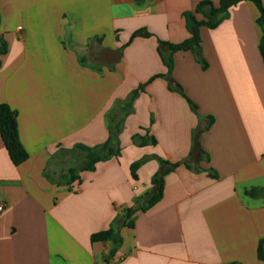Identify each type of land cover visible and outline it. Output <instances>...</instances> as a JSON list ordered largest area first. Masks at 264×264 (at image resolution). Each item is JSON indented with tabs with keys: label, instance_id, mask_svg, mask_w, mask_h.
Segmentation results:
<instances>
[{
	"label": "crops",
	"instance_id": "0c3cea01",
	"mask_svg": "<svg viewBox=\"0 0 264 264\" xmlns=\"http://www.w3.org/2000/svg\"><path fill=\"white\" fill-rule=\"evenodd\" d=\"M203 1L220 4L0 0V104L17 111L29 155L15 166L0 136V264H264V197L245 194L264 187L257 7L240 2L217 28H201L206 70L178 52L172 74L160 76L159 43L187 40L183 15ZM109 50L120 52L117 63L103 58ZM123 118L121 155L69 185L63 157L102 145ZM136 134L157 145H134ZM144 159L135 180L131 165ZM163 170V197L143 211ZM111 228L118 246L92 241Z\"/></svg>",
	"mask_w": 264,
	"mask_h": 264
},
{
	"label": "trees",
	"instance_id": "16d2710c",
	"mask_svg": "<svg viewBox=\"0 0 264 264\" xmlns=\"http://www.w3.org/2000/svg\"><path fill=\"white\" fill-rule=\"evenodd\" d=\"M144 0H137L138 3H141ZM248 1L252 2L257 9L259 10L260 16L257 20L258 25L261 27L263 32L261 43H260V52L264 61V6L263 0H220L219 6H215L211 1H203L197 5L194 11L184 13L183 17L186 22L187 30L190 34V37L179 44H171V43H159V54L167 68L166 75H160L162 77H169L174 70V55L178 52H192L197 62L202 66L203 70L208 68V63L203 57V48H202V39H201V28L207 27L210 29L217 28L224 20L229 17L230 9L240 2ZM197 15H202L204 17L203 20H198ZM140 33H136L133 35V39L136 38ZM2 46H0V55H4L7 53L6 46L3 45V41L0 40ZM166 46L168 50V55L162 51L161 46ZM1 66V61H0ZM158 76V77H160ZM154 79V78H153ZM149 84V83H148ZM142 85L132 94L130 101L127 103L128 106L131 107L132 103L136 100L141 91H144L145 87L148 85ZM129 114V110L127 109V115ZM121 121L115 125L114 129H111V136L109 139L103 143L102 145H98L95 147H88L84 145H78L72 151H68V154L71 152H76L78 150L85 153V163L79 169H69L68 174H64L63 178L70 185L76 179H78L77 175L79 172L83 171H94L96 168V164L102 161L109 160L112 157H118L121 155V143L119 140V135L121 131ZM214 123V118L210 117L207 128L208 130ZM0 136L5 144V147L8 151L10 159L15 166H19L29 158V155L25 148L23 147L20 138H19V130H18V113L13 110L8 104L2 103L0 104ZM133 144L139 147L145 146H155L157 145V141L154 137L149 136L148 134L145 136L136 134L132 137ZM146 160L136 161L131 165V175L132 178L137 180V172L140 167L145 163ZM168 171L163 170L158 173L152 180L154 193L151 194L149 200L146 205L141 207L143 211H146L152 208L155 204H157L163 197L164 193V176ZM245 194L252 198H262L264 197V187H256L249 189L245 192ZM136 209H128L126 215L130 216L135 212ZM92 241H111L118 246L121 243V239L118 238L115 230L111 228L108 231L101 232L92 236ZM258 259L260 261H264V238L259 241L258 245ZM115 254V250L109 253V258H112ZM229 264H242L240 262H231Z\"/></svg>",
	"mask_w": 264,
	"mask_h": 264
},
{
	"label": "rangeland",
	"instance_id": "374dc122",
	"mask_svg": "<svg viewBox=\"0 0 264 264\" xmlns=\"http://www.w3.org/2000/svg\"><path fill=\"white\" fill-rule=\"evenodd\" d=\"M153 117V116H152ZM153 120V118L151 119ZM153 124V123H152ZM153 137V136H152ZM85 153L78 150L76 152H70L69 154L65 155L62 160L61 164V174H68L69 169H79L85 163Z\"/></svg>",
	"mask_w": 264,
	"mask_h": 264
},
{
	"label": "water",
	"instance_id": "95a60500",
	"mask_svg": "<svg viewBox=\"0 0 264 264\" xmlns=\"http://www.w3.org/2000/svg\"><path fill=\"white\" fill-rule=\"evenodd\" d=\"M121 54L119 51H106L103 53V58L110 61L111 63H117L120 60Z\"/></svg>",
	"mask_w": 264,
	"mask_h": 264
},
{
	"label": "built area",
	"instance_id": "2783aa9c",
	"mask_svg": "<svg viewBox=\"0 0 264 264\" xmlns=\"http://www.w3.org/2000/svg\"><path fill=\"white\" fill-rule=\"evenodd\" d=\"M5 207L3 205H0V212L4 211Z\"/></svg>",
	"mask_w": 264,
	"mask_h": 264
}]
</instances>
